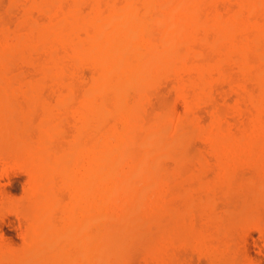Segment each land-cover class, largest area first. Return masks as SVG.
Here are the masks:
<instances>
[{"label":"bare ground","instance_id":"6f19581e","mask_svg":"<svg viewBox=\"0 0 264 264\" xmlns=\"http://www.w3.org/2000/svg\"><path fill=\"white\" fill-rule=\"evenodd\" d=\"M6 6L5 11L0 9V162L3 166L13 160L26 164L30 198L24 242L15 246L0 238L4 240H0V263L110 264L108 261L114 258L111 264H115L126 258L132 240L140 231L142 234L140 226L159 219L158 229L153 224L150 229L162 235L155 232V239L147 233L155 239L151 242L160 245L143 246L146 262L142 264H152V260L179 264L175 257L179 235L188 242L199 232L197 241L206 245L204 254L210 251L211 264H235L229 252L233 247L227 240L233 241L230 232L238 225L232 221L251 217L246 209L254 207L255 198L264 193V0H9ZM5 12L8 21L16 16L17 21H12L15 26H8L11 23L7 25V18L1 20ZM214 76L232 86L230 91L237 95L235 107L240 103L246 106L247 102L251 105L239 108L237 113L244 112L241 115L245 119L240 124L236 120V125L231 122L234 128L223 121V113L217 112L221 109L211 111L207 125V119L196 110L202 112L196 107L200 101L207 102L206 113L213 107V100L218 108L225 93L218 88L225 84L215 83L219 84L216 88ZM164 78L172 82L175 99L180 101L173 103L183 101L186 110L178 114V105L170 104L150 118L143 104L152 92L149 89ZM249 81L254 83V90L247 85ZM214 87L220 96L216 93L212 100ZM227 99L223 103L229 102ZM48 103H56V109ZM70 103H76L74 109ZM36 104L44 108L38 121L33 115ZM194 109L201 118L194 115ZM143 110L147 111L145 115ZM69 120H73V128ZM65 121L71 134L67 126L64 129ZM65 136L67 140L61 143ZM194 138L210 144L205 151L215 160L210 161L212 156L203 151L207 143L203 147L202 142L201 146L195 141L196 151L195 146L190 147ZM197 146L203 148L197 153L199 169L210 165L208 172L215 162L213 169L218 171L206 183L193 178L202 191L198 190L202 194L196 196L199 201L194 196L198 192L193 194L194 188L186 187L196 186L194 180L185 186L176 185L170 176L167 182L171 167L166 169L160 162L165 156L173 162L177 157L197 158ZM3 166L0 163V168ZM241 166L259 169V178L254 172L251 178L256 181L250 177L246 181L238 179ZM235 171L242 182L234 180ZM233 187L242 200V207L239 204L233 210H245L238 216L233 207L225 212L230 219L225 224L234 225L224 237L227 239L219 235L224 222L215 220L217 226L213 228V216L210 225H204L206 230L201 226L202 231L198 230L196 223L194 234V225L180 230L181 219L177 217L181 209L193 206L195 200L194 204L202 202L208 208L223 193H231L229 198L233 199ZM63 190L66 196L61 194ZM237 198L232 200L233 206L238 205ZM164 212H169L172 220L169 215L161 216ZM160 216L168 219L163 222ZM168 220L172 223L165 224ZM161 225L171 226L161 229ZM208 229L209 236L205 232ZM162 231L169 236L164 243ZM171 237L179 238L178 242ZM197 238L191 237L189 243ZM173 242L177 248H168ZM200 248L197 250L201 253L204 249Z\"/></svg>","mask_w":264,"mask_h":264},{"label":"rangeland","instance_id":"374dc122","mask_svg":"<svg viewBox=\"0 0 264 264\" xmlns=\"http://www.w3.org/2000/svg\"><path fill=\"white\" fill-rule=\"evenodd\" d=\"M3 1V2H2ZM0 0V2L2 3V5H1V3H0V5H1V7H0V9L2 8L4 11H5V7H7L6 5H7V1H9V0ZM9 3V2H8ZM9 7H11L10 6V4L8 5ZM8 7V8H9ZM20 8V7H19ZM1 9V10H2ZM7 9V8H6ZM15 10H17L16 8H14ZM0 10V12H3V11H1ZM11 10V9H10ZM12 10H13V7H12ZM8 11V10H7ZM17 11H19V9L17 10ZM13 13L15 12V14L17 13L16 11H12ZM20 12H21V10H20ZM6 13V12H5ZM5 13H4V15H3V17H1V20H4L5 18H7V19H5V21H6V23H7V25H8V23H11V24H9L8 26H11V25H14V20L16 19V16H14L15 18H12V20H11V17L13 16L12 14L13 13H11L10 15H12L11 17H10V19H9V21H8V18H9V16L7 17V13H6V17H5ZM9 14V13H8ZM18 14V13H17ZM20 14V13H19ZM1 16H2V13H1ZM5 21H4V23H5ZM8 21V22H7ZM12 21H14V22H12ZM16 21H17V19H16ZM15 26V25H14ZM12 27V26H11ZM85 74H87V69H86V72H85ZM89 74V73H88ZM169 81V80H168ZM167 81V79H162L161 81H160V83L158 84V85H156V86H158V87H153V89H149V91L151 92V93H149V94H147V97H146V99H145V101L146 102H144V104H143V107H142V109H146L147 108V111L149 112V114H151L150 115V118H153V116L154 115H156L157 113H159L160 112V110L163 108V107H166V106H170V104H171V106H173V105H178L177 106V109H176V111L178 112V114L180 113V112H182L183 114H184V112H185V106L183 107V104L182 103H184L182 100V103H178V102H180V101H178V98H177V100L175 99L177 96H176V93H175V91H174V89H173V87H171V85H172V82L170 83V82H168ZM171 81V80H170ZM219 81V82H218ZM220 81L222 82L221 84H227L226 85V87H225V85H219L220 84ZM225 81V79H219V78H217V76L215 77L214 76V81H213V83L215 84H217V83H219L218 85H219V87L220 88H218V89H220L221 91H224L225 93L227 92L229 95L227 96V93L225 94V93H223V95H226V96H223V95H221L222 97H221V101H219V103H218V108H217V103L215 102V100H213V98L215 99V97H217V96H220L219 95V90H216V88L218 87V85H214L215 87H214V90H213V97H212V100L214 101V103H216V104H214V103H212V104H210V106L211 105H213V107H211L210 109H207L208 110V112L206 113V108H208V106L206 105L207 104V102H204L203 101V103H202V101H200L199 103H202V104H199V103H196V107H200V108H202L201 110H202V112H200V109H196L198 112H199V114L200 113H202L203 115H204V117H202V119L204 118L205 120L207 119V121H204V125H207V123L209 124L210 123V117H211V111L212 110H218V109H221L222 111H217L218 113H223L224 114V116L225 117H229V119H230V121H228L229 119L227 118H225L224 116H223V114H221V118H223V121L224 122H226V123H229L230 125H231V127H233L234 125H236L237 123H235L236 122V120H237V122H238V124H240V122L243 120V118L245 119V117H243L244 115H243V111H245V110H242L241 112H243V113H241V112H239V113H241L240 115L237 113L238 111H240L239 110V108H241V106H242V108H243V105L244 104H242V103H240L241 104V106H237V107H235L234 106V104H236L237 105V95L236 96H234V90H233V93H232V91H230V88L232 87L231 85H228L229 83H228V81L227 82H225V83H223ZM212 83V84H213ZM247 83H250V84H247L250 88H255L254 86L255 85H253L254 83H252V82H247ZM169 85V86H168ZM222 87V88H221ZM248 87V88H249ZM249 88V89H250ZM156 89H158L157 91H156ZM166 89V90H165ZM212 89H213V87H212ZM232 89V88H231ZM155 90V91H154ZM171 90V91H170ZM251 90V89H250ZM254 90V89H253ZM148 91V92H149ZM220 91V93H222ZM164 92V93H163ZM215 92V93H214ZM233 94H231V93ZM241 92H243V90L241 91ZM170 93H172V94H170ZM216 93H218V95L217 96H215L214 97V95L216 94ZM231 94V95H230ZM152 96V97H151ZM163 98V99H162ZM219 98V97H218ZM217 98V99H218ZM227 98H229V102H227L228 101V99ZM231 98V99H230ZM167 99V100H166ZM216 99V100H217ZM224 99L225 100H227V101H225L224 103H223V101H224ZM161 100V101H160ZM174 100H175V103H176V101H178L177 103L178 104H175V103H173L174 102ZM236 100V101H235ZM156 101V102H155ZM245 101V100H244ZM172 102V103H171ZM218 102V101H217ZM247 102V101H246ZM147 103V104H146ZM157 105H156V104ZM232 103V104H231ZM245 103V102H244ZM249 105H248V104ZM246 104L248 105V107L249 106H251L250 105V103L249 102H247ZM48 104H51L50 105V108H52L53 106H55L56 105V103H55V105H53L54 103H48ZM71 104L73 105V103H70V107H71ZM40 104H36L35 105V109H33V115L35 116L34 118V120H36V121H38L40 118H41V116H42V114H43V112H44V108L40 105ZM185 105V104H184ZM209 105V104H208ZM224 105V106H223ZM233 105V106H232ZM247 105L245 106L244 105V107H247ZM39 106V107H38ZM75 106H76V103H74V105L71 107V109H74L75 108ZM144 106H146V108H144ZM148 106V107H147ZM157 106V107H156ZM170 106V107H171ZM202 106H205V108L203 109V107ZM209 106V107H210ZM179 107H180V109H179ZM195 107V108H196ZM220 107V108H219ZM232 107V108H231ZM55 109H56V106L54 107ZM158 108V109H157ZM227 110H226V109ZM241 108V109H242ZM53 109V108H52ZM185 109V110H184ZM238 109V110H237ZM251 107L250 108H247V111L249 112V115H250V113H251ZM40 112H39V111ZM143 110V113H144V115H145V112H147V111H144ZM152 110V111H151ZM163 110V109H162ZM179 110H181V111H179ZM195 110V109H194ZM194 110H193V112H194ZM195 110V111H196ZM223 110H224V112H223ZM229 110V111H228ZM237 110V111H236ZM196 111V113L194 112V115L195 116H197L198 114V112ZM228 111V112H227ZM253 111V110H252ZM36 113V115H35V113ZM204 112V113H203ZM177 114V115H178ZM197 114V115H196ZM202 114L200 115V116H202ZM206 114H207V116L209 117V119H208V117L206 116ZM237 114V115H236ZM245 116L247 117V113L245 112ZM38 115V116H37ZM41 115V116H40ZM181 115V114H180ZM220 115V114H219ZM230 115V116H229ZM236 116L235 118L236 119H234L233 118V116ZM248 115V116H249ZM199 116V115H198ZM199 116V117H200ZM231 116H232V118H231ZM242 116V117H241ZM71 117V115H68L67 116V118L69 119ZM146 117H149V116H147L146 115ZM207 117V118H206ZM241 117V118H240ZM37 118V119H36ZM201 118V117H200ZM71 119H72V117H71ZM203 119V120H204ZM234 119L235 121H232V120ZM72 121L73 120H69V122H70V124L71 125H69L71 128H73V123H72ZM234 122V125L232 126V123ZM65 123H66V121H65ZM65 123H64V125H65ZM68 123V122H67ZM67 123H66V125H65V127H64V129L66 128V126H67V128H69L68 127V125H67ZM234 127H236V126H234ZM233 127V128H234ZM66 128V129H67ZM70 129V128H69ZM68 129V131H70V132H68V133H70L71 134V129L69 130ZM34 130L32 129V132H33ZM66 131V130H65ZM67 132H65L66 133V135L68 136V134H67ZM67 136H65L66 138H62L61 139V143H62V140H63V142L65 141V140H67ZM69 138V137H68ZM198 140V141H197ZM197 142V144L198 143H200L199 145H201V142H202V145L204 144V143H207L206 145H205V148L206 149H204L203 151L204 152H206L205 150H208V149H210V144L208 143V142H206V141H204V140H202L201 138H194L193 139V142ZM190 142H192V141H190ZM196 142L195 143H193L192 145H190V147H192V146H195V151H196ZM191 144V143H190ZM195 144V145H194ZM201 145V146H202ZM204 145H203V147H204ZM189 146V143L187 144V147ZM186 147V148H187ZM189 147V148H190ZM188 148V149H189ZM201 149H203V148H201V147H198L197 146V152H196V154L197 153H199V152H201L200 150ZM191 150V149H190ZM191 151H193V149L191 150ZM208 153V154H207ZM193 154H195V152H193ZM208 155V157H209V155H211L209 152H206V156ZM195 156V155H194ZM197 156V158L196 157H194L193 158V156H191L190 158H193V159H189V160H186L185 158H183V159H180V160H178V157H177V159L175 160L176 162H177V164L175 165V161L173 162V161H170V160H174V159H172V158H170V157H168V160H165L166 159V156L164 157L165 159L163 160V158L161 159V161L160 162H163V164H164V166H166V169H167V167H171L170 169H169V171H168V174H169V176H168V179H169V177H170V179L172 178L173 179V182H172V184L174 183V184H183V186H185L186 184H188L189 182H192V180H194L196 177H197V179H199L200 181H202L203 183H206V182H209V179L210 180H212L210 177H212L213 175V173H214V176L216 177L217 176V169H213V168H216V167H213V165H215V162H213V164H212V162H210L211 164H212V169L210 168V171H208V172H205L206 170H208V167L210 166H208L206 169H203V170H200L199 169V163H197V160H198V158H199V156H198V154L196 155ZM212 156V155H211ZM211 159H214L215 160V158H214V156H212V158L210 157V161H211ZM7 161H8V158L6 159ZM9 160H11V159H9ZM163 160V161H162ZM184 162H183V161ZM193 160V161H192ZM207 160H209V158L207 159ZM16 161V160H15ZM14 160L13 161H10V162H6V163H4V166H3V163H2V161L0 162L1 164H2V168H0V238H3V239H0V240H2V241H4V242H9V243H12V244H14L15 246H21L22 244H23V242H24V237H25V231H26V224H27V217H26V206H27V203H28V200H29V198H30V196H29V191H28V189H29V186H30V171H29V169H28V167L26 166V164L24 163V162H22V161H16L15 162ZM179 161V162H178ZM186 161H188L187 163H186ZM3 162H4V160H3ZM20 162V163H19ZM169 162V163H168ZM173 162V163H172ZM168 163V164H167ZM172 165H171V164ZM188 164V166H186V165H184V164ZM209 163V164H210ZM25 164V165H24ZM190 164V165H189ZM161 165H162V163H161ZM170 165V166H169ZM175 165V166H174ZM181 165H183L184 166V169H182V167L183 166H181ZM193 165V166H192ZM162 167H163V165H162ZM188 167V168H187ZM192 167V168H191ZM249 167V166H241V167H239V173L238 172H234L235 173V178H234V173H233V178H234V180L236 181V180H238L239 178L240 179H244V181H246V178L248 179L249 177V179L250 180H255L256 181V178H251L252 177V175H254V172H255V176L256 177H258L259 178V169H256V167H255V169H256V171H254V167H249V169H247V168ZM165 168V167H164ZM179 168L181 169L180 170V172H182L183 171V173H179ZM185 168H187L189 171H187ZM245 168V169H244ZM192 169H194V170H192ZM241 169H244V170H241ZM165 170V169H164ZM185 170V171H184ZM187 171V172H186ZM165 172H166V174H167V170H165L164 171V174H165ZM170 172V173H169ZM185 172V173H184ZM246 172H247V174H246ZM237 173H238V179H237ZM165 174V176H167ZM179 174H180V176H179ZM182 174V175H181ZM208 174H210V175H208ZM241 175V176H240ZM201 176V177H200ZM213 176V179L215 178ZM181 177V178H180ZM167 178V177H166ZM178 178V179H177ZM180 178V179H179ZM194 178V179H193ZM202 178H204V179H202ZM167 180V182L168 181H171V180ZM196 180V179H195ZM195 180L193 181V182H195ZM242 180H238L236 183H239V182H242ZM192 182V183H193ZM170 183V182H169ZM191 184V183H190ZM195 185H196V182H195ZM187 186H189V187H193L194 189L193 190H195V191H193V194L195 193V192H198V193H196V194H194V196H195V199L196 200H198L197 199V197L199 196V195H201L202 193V191H201V188H200V186H199V184L197 183V188H196V186H194V183L190 186V185H186V187ZM198 190H200V191H198ZM64 190H63V193H61V194H63L64 195ZM263 192H264V189H263ZM200 193V194H199ZM66 194L67 193H65V195L64 196H66ZM237 190L233 187V189H232V197H234L233 199H235V198H237ZM264 194V193H263ZM262 193L260 194V195H258V197L257 198H255V202H253L254 203V207L252 206V207H248V209H246V211H245V213H247V215H248V210L250 211V215H251V217L249 216V218L250 219H248L247 217L248 216H246V217H241V218H235V220L234 221H232V223H234V225L235 224H237L238 223V225H237V227H235L234 228V225H233V227H232V223H229V225L230 226H227L226 224H228V222L230 221V219L228 220V216L226 217V214H228V213H225V212H228L227 211V209L229 208H232V210L234 209V207L235 208H237V207H239V204H241V206H240V208L242 207V200H241V198L240 199H236L237 200V206H235V203H234V206H233V204H232V200L233 199H231V198H229V197H231L230 195H231V193H230V195L228 196L227 194H222V196H221V198L219 197V199L218 200H216L214 203H212V204H210V206H208V208L202 203V202H200L199 204L197 203V204H194V203H196V200L192 203L193 204V206L191 205V206H189L188 208H184V209H181L182 210V213L177 217V219H181L180 220V222H178V224L180 225V230L181 231H183L184 230V228L183 227H185V225H186V228L188 229V228H190V226H193L194 225V228L192 229V230H194L193 231V234H194V232H195V227H197L198 228V230H201L200 228L202 227L203 229L202 230H206V227L207 226H204V225H210L209 223V220H210V218H211V216H213L214 218H212V220L211 221H220V222H224V223H221V228H220V226H219V228L220 229H223L222 231L219 229V231H220V233H219V235H221V236H223V239H227V238H224L226 235H227V237H228V230H230V227L231 228H234V229H232V231L230 232L231 234H232V237H233V241L231 242V240H232V238L231 239H227L228 241L230 240V242L232 243H230L229 242V245H230V248L231 247H233V248H231L230 250H229V252H230V258L231 259H233V261H237V262H235V264L237 263V264H264V195H263ZM167 196L169 195V193H167L166 194ZM197 196V197H196ZM220 196V195H219ZM225 196H227L228 197V199L229 200H231V201H229V200H227V198H226V200H225ZM240 196V195H239ZM168 199H172V195H170V196H168L167 197ZM175 199H177L176 201H178L179 200V203H177V204H179V207H180V199L179 198H177V197H175ZM236 200H235V202H236ZM239 200H240V202H239ZM258 200H260L259 202L260 203H258ZM262 200V201H261ZM182 201V200H181ZM199 201V200H198ZM228 201V202H227ZM231 202V203H230ZM262 202V203H261ZM225 204V205H224ZM229 204H230V206H229ZM231 204H232V206H231ZM216 205V206H215ZM227 205V206H226ZM25 206V207H24ZM184 206V205H183ZM183 206H181V207H183ZM224 206H226V207H224ZM229 206V207H228ZM259 206H260V208H259ZM180 207V208H181ZM223 207V208H222ZM206 208L208 209V211L210 212V214L209 215H207L209 212L208 211H206ZM216 208V209H215ZM240 208H239V210H240ZM215 209V210H214ZM224 209V210H223ZM238 209V208H237ZM24 210V211H23ZM196 210V211H195ZM213 210H214V215H212V213H213ZM245 210V209H244ZM244 210L243 211H240V213H239V211H235V210H233V211H235V212H237V216H238V213L239 214H241L242 215V213L244 212ZM256 211V213H254L255 214V218H253V213H251V212H253V211ZM206 211V212H205ZM254 211V212H255ZM208 212V213H207ZM212 212V213H211ZM25 214V217H24V214ZM207 213V214H206ZM225 213V214H224ZM259 213V214H258ZM262 213V214H261ZM186 214V215H185ZM208 216V218H207V216ZM244 214V213H243ZM162 215H169V219L170 220H172L171 218V215H170V213L169 212H164V213H162L161 214V216ZM256 215H258L257 217H256ZM262 215V216H261ZM160 216V217H161ZM167 216H163V217H161L163 220H161V221H163V222H166L165 220H167L168 219V217ZM195 216V217H194ZM237 216H235V217H237ZM244 216V215H243ZM167 217V218H166ZM171 217V218H170ZM185 217V218H184ZM199 217V218H198ZM203 217V218H202ZM239 217H240V215H239ZM166 218V219H165ZM195 218V219H194ZM225 218V219H224ZM165 219V220H164ZM224 219V220H223ZM234 219V218H233ZM242 219V220H241ZM25 220H26V222H25ZM170 220H168L167 221V223H165V224H169V223H172ZM178 221V220H177ZM183 221V222H182ZM216 221H215V224L213 223L212 224V226H214V225H216ZM145 221H143L142 223H140V225L141 224H143ZM169 222V223H168ZM26 223V224H25ZM195 223H196V225L197 226H195ZM226 223V224H225ZM240 223H242V224H240ZM150 224H153V226L155 225V228L156 229H158V227L160 226V220L159 219H157V220H149V221H147V222H145L144 223V226H140L141 227V229H142V234H141V229H140V227H139V229L137 230V232H136V234L137 233H139V231H140V234L138 235V237L133 241L132 240V242H133V244H131L129 247H128V253H127V255L126 254H124L125 256H126V258L124 257H122V259H118L117 261H116V263L115 264H117V262H119L118 264H142V262H146L144 259V253H143V251H144V249H142V248H144L143 246L145 245V244H151V246H158V245H160L159 243H157V241H156V243L157 244H154L153 242H151L152 240H153V238L155 237V239L157 238V236L158 235H155V232H154V230H151L150 229V227H152V225L150 226ZM161 224L163 225L164 223H162L161 222ZM218 224V223H217ZM162 225H161V229L162 228H164L165 226H168L167 228H169V226H171V225H164L163 227H162ZM204 227H203V226ZM219 225V224H218ZM224 225H226L227 227H225L224 228ZM242 225V226H241ZM201 226V227H200ZM217 226V225H216ZM236 226V225H235ZM241 228H240V227ZM209 227V226H208ZM144 228V229H143ZM154 228V227H153ZM152 228V229H153ZM166 227H165V229H167ZM213 228H215V226L213 227ZM213 228L211 227V232H212V230H213ZM155 229V230H156ZM197 230V232H199ZM201 230V231H202ZM226 230V231H225ZM236 230V231H235ZM158 232H156V234H158L159 233V235H162V234H160V232H159V230H157ZM161 231V230H160ZM233 231H234V233H233ZM239 231V232H238ZM147 232H151L152 234H153V238H152V235H148V233ZM165 232H166V230H165ZM184 232V231H183ZM207 234L206 235H208L209 236V229L207 230V231H205ZM162 233H163V236H162V241H163V243H164V241L169 237H167V235L164 233V231H162ZM167 233V232H166ZM178 233H180L179 231H178ZM178 233H176L177 234V236L179 235ZM200 233L201 232H199L198 234L200 235ZM227 233V234H226ZM230 233H229V236H231L230 235ZM236 233V234H235ZM238 233V234H237ZM165 234V235H164ZM169 234H171V233H169L168 232V235ZM186 235V231H185V233H183V235ZM188 234V233H187ZM197 234V233H196ZM199 235L197 236H191L192 237V239L195 237V238H197L196 239V241L199 239ZM176 236V237H177ZM136 237V236H135ZM161 236H159V239H158V241L159 240H161V238H160ZM167 237V238H166ZM179 237H180V241L178 242V239L179 238H177V239H175L176 240V242H178L177 244H179L178 245V249H177V255H175V257H177L178 256V260H177V262H179V264H211L212 262V258H211V260H210V257H212L211 256V254L209 253V252H206V253H209V254H206V255H209V256H206L205 254H204V252L205 251H207V248L205 247L206 245H203L202 244V246H201V242L200 241H197L198 243H196V241H194V243L195 244H197L196 246L197 247H195V244L194 243H189L190 242V239H191V237H190V239L188 240V242H184L185 240H183V238L184 239H188V238H186L185 236H181V235H179ZM212 237V236H211ZM211 237H209V238H211ZM235 237H236V239H235ZM213 238V237H212ZM212 238H211V240H212ZM218 238V239H217ZM154 239V240H155ZM170 239H172L173 241H175L174 239H173V237H171ZM191 239V240H192ZM214 239H217V240H219V237H216V238H214ZM222 239V237H221V240H223ZM153 240V241H154ZM195 240V239H194ZM193 241V240H192ZM209 241H210V239H209ZM213 241V240H212ZM211 241V242H212ZM160 243H162L161 241H159ZM176 242H173V243H175V244H173L172 243V245L170 246L169 245V247L168 248H177L176 246H177V244H176ZM213 242H215L216 243V240L215 241H213ZM153 243V244H152ZM162 243V244H163ZM186 245H185V244ZM200 243V244H199ZM181 244V245H180ZM199 244V245H198ZM222 244V243H221ZM232 245V246H231ZM206 248V249H204V247ZM202 248V250L204 249V251L202 252L201 251V253H200V251L199 250H197V248ZM200 248V249H201ZM222 248V247H221ZM149 249V248H148ZM224 249V248H223ZM146 250V249H145ZM169 251H170V249H168ZM174 250V249H173ZM172 250V251H173ZM188 250V251H187ZM194 251V253H193V251ZM174 252V251H173ZM197 252V253H196ZM126 253V252H125ZM147 254V256H148V253H146ZM182 254V255H181ZM198 254V255H197ZM181 255V257H179ZM229 255V254H228ZM234 255V256H233ZM146 256V255H145ZM146 256V257H147ZM222 256H224V255H222ZM221 256V257H222ZM149 257V260L152 258L150 255L148 256ZM148 257H147V259H148ZM225 257V256H224ZM234 257V258H233ZM235 258H237L236 260H234ZM176 259V258H175ZM208 260H209V262H208ZM112 261L114 262V258H112V259H110L108 262L111 264L112 263ZM155 264H157V262L155 261V260H152ZM148 262L149 261H147V264H148ZM153 262H151L152 264H154ZM173 263H174V261H173ZM1 264V263H0ZM4 264V263H3ZM144 264V263H143ZM146 264V263H145ZM150 264V263H149ZM171 264H172V262H171ZM175 264H176V262H175Z\"/></svg>","mask_w":264,"mask_h":264}]
</instances>
